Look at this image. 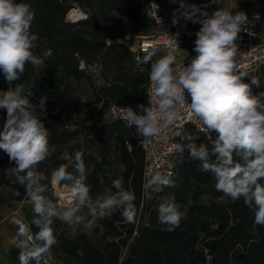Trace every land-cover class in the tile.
<instances>
[{"label": "trees", "instance_id": "trees-1", "mask_svg": "<svg viewBox=\"0 0 264 264\" xmlns=\"http://www.w3.org/2000/svg\"><path fill=\"white\" fill-rule=\"evenodd\" d=\"M72 1L90 13L77 23L66 21ZM28 3L35 11L32 31L37 34L38 56L51 55L39 67L26 65L17 83L33 82L31 102L47 96V111L42 117L50 131L51 155L39 165L50 176L51 170L65 163L59 157L65 149L83 152L90 195L115 191L112 181L122 178L124 186L134 191L137 215L134 223L124 221L121 210L98 219L89 235L81 228L72 236L59 233V222L53 224L57 243L52 247L66 262L77 264H264V226L254 223V210L243 200L232 203L214 188L209 173L197 171L198 162L191 161L185 151L174 156L172 178L175 187L159 193L142 190L144 154L132 139L123 122L106 117L96 120L93 110L103 114L111 103L147 105L148 68L135 61L126 41L152 24L142 12L143 0H17ZM101 65L103 82L94 86L93 100L75 93L73 83L92 81L95 74L82 70L81 61ZM261 87L264 91V68ZM13 85V86H14ZM0 73V91L7 90ZM98 114V113H97ZM6 110L0 109V127ZM197 134L196 141L208 143L207 135ZM215 137V133H211ZM127 142L132 144L129 149ZM184 141L180 139V145ZM7 155L0 151V206H14L27 200L25 188L18 184ZM122 167L120 174L113 168ZM69 171L73 169L69 168ZM63 185V183H61ZM60 185V186H61ZM59 186V187H60ZM66 188V187H62ZM19 193V195H17ZM57 202L51 192L46 193ZM174 197L180 209L187 210L180 226L172 232L157 222V208L165 198ZM143 207H141V205ZM30 227L33 232L35 225ZM137 230V235L133 236ZM19 247L8 250L7 263L19 264Z\"/></svg>", "mask_w": 264, "mask_h": 264}, {"label": "clouds", "instance_id": "clouds-1", "mask_svg": "<svg viewBox=\"0 0 264 264\" xmlns=\"http://www.w3.org/2000/svg\"><path fill=\"white\" fill-rule=\"evenodd\" d=\"M212 3L219 4V0ZM175 12L173 24L183 18L201 25L195 33L196 55L187 65L185 60L177 62L179 33L163 55L153 46L141 61L150 64L147 105L118 107L119 119L126 129L135 127V135L142 138L139 143L145 144L173 126L181 111L198 118L200 131L208 134V143L197 144L199 136L188 131L177 133L184 141L179 148L181 155L186 151L191 161L198 162L197 171L210 174L217 192L232 203L242 199L254 210V223L264 226V91L254 92L261 87L259 78L239 71L236 61L239 33L249 32L248 26L254 25L243 11L233 13L219 7L209 14L185 0H179ZM34 19L35 11L28 3L0 0V73L8 85L7 90L0 91V109L6 110V120L0 127V151L15 165L13 174L25 188L33 212L31 225L37 229L33 232L22 219L14 221L21 238L19 264H41V258L57 243L55 220L91 230L98 219L113 210H121L127 223H134L137 215L135 193L124 186L122 178L112 181L115 191L99 193L95 198L90 195L81 150L70 153L65 149L59 157L65 163L52 169L50 176L39 170L51 155L50 131L42 118L49 99L41 95L37 103L31 102V81L14 85L26 65L39 67L51 55L48 51L38 56L34 51L38 40L31 30ZM259 19L254 14L253 20ZM211 133H215L214 138ZM172 175L157 171L146 178L142 190L159 193L175 187ZM49 183H63L73 202L58 204L46 195ZM157 212V222L168 232L175 231L187 215L172 196L159 204Z\"/></svg>", "mask_w": 264, "mask_h": 264}, {"label": "built area", "instance_id": "built-area-1", "mask_svg": "<svg viewBox=\"0 0 264 264\" xmlns=\"http://www.w3.org/2000/svg\"><path fill=\"white\" fill-rule=\"evenodd\" d=\"M70 5L71 7L66 15L67 22L77 23L89 18L90 13L83 9L78 2L72 1ZM178 7L179 0H143L142 12L152 24L153 30L148 33L137 34L126 41L134 54L135 61L141 63L143 57L153 46L160 49L161 55L166 53L169 46L172 44L173 36H176V33H179V36L176 38L180 47V49L175 50L177 62L179 63L185 60L184 63L187 65L192 57L196 55L193 51L196 39L195 33L199 30L201 25L199 23L194 24L191 21H185L183 18H180L177 24H173V16L176 15L175 10ZM254 14H258L260 19L262 17V14L259 12H251L247 15L254 26H248L250 34L246 31H241L239 33V39L237 40L239 48L236 55V61L238 63L239 71H244L249 75L257 76L261 81L262 69L264 68V30L259 28V21L257 22L253 20ZM143 65L148 69L150 68V64ZM79 67L84 71L95 74L100 70L101 65L98 63L88 65L82 60ZM245 82H248V78L245 79ZM148 89L149 82L146 86L147 101ZM255 91L256 89H254V92ZM125 106L128 105L116 102L111 103L107 110L108 117L122 122V120L119 119L118 107ZM201 126L198 118L190 113L181 111L180 118L173 126L163 129L159 137L149 138L148 142L145 144L139 143V140L142 138H138L135 135V127L129 129L128 131L132 139L144 154L145 165L143 183L146 178L150 177L157 171L172 172L173 174L175 170L174 156L181 146L180 138L177 133L182 134L188 127H192L196 131L201 132ZM201 133L208 135L206 132ZM127 145L129 149L132 148L130 142H127ZM57 185L61 184L51 183V191H56L55 187ZM145 197H149V192H145ZM60 199L61 200L57 198V203L66 205L61 197ZM27 203H29L28 200L20 202L19 207L13 210V214L20 215V209ZM143 205L144 204H142L141 207H143ZM21 219L30 225V220L28 218L21 217ZM136 235L137 230L134 231L132 238ZM41 264L68 263L62 262L59 259L58 254L51 249L41 258Z\"/></svg>", "mask_w": 264, "mask_h": 264}, {"label": "crops", "instance_id": "crops-1", "mask_svg": "<svg viewBox=\"0 0 264 264\" xmlns=\"http://www.w3.org/2000/svg\"><path fill=\"white\" fill-rule=\"evenodd\" d=\"M185 2L189 5H197L202 10L208 11L209 14L218 10L219 7L231 10L233 13L243 11L247 15L251 12H259L262 14L259 20V28L264 30V0H219V4L212 3V0H185ZM60 188L64 192L68 191L67 188ZM28 204L30 203L25 204L20 209V215L13 214V210L19 207V203L11 207L7 205L0 206V259L6 263L8 250L12 246H18L21 239L17 235L18 228L14 221L18 218L21 219V217H26L29 220L33 219L32 208ZM62 231L61 228L59 233H63Z\"/></svg>", "mask_w": 264, "mask_h": 264}, {"label": "rangeland", "instance_id": "rangeland-1", "mask_svg": "<svg viewBox=\"0 0 264 264\" xmlns=\"http://www.w3.org/2000/svg\"><path fill=\"white\" fill-rule=\"evenodd\" d=\"M152 30H153L152 27H148V28H144L142 32L148 33V32H150ZM102 82H103V77H102L101 68H100V70L95 73V76H94V78H92V81L87 82V80L85 79V80H83L80 83L74 82L73 85H74V90H75L76 94L80 95L82 98H84L86 100H93V98H94V86L98 85V84H101ZM100 110H102V109L98 108L96 110H93V112L97 115V116H95L96 120H101V119H105L106 117H108L107 112H105L103 114H99V113H101ZM121 170H122V167H117V168L115 167V168L112 169V172H114L116 175L117 174L119 175ZM52 189H53V187H52ZM51 192L53 193V196H55L56 198L61 200L60 197H58L56 195V191H54V192L51 191ZM65 204L67 205V204H70V203H66L65 202ZM28 205L31 208V205L30 204H28ZM87 211H88L87 208H85L83 210V212L85 214L87 213ZM30 220H32V219H30ZM59 225H60L59 228L60 229L62 228L63 229L62 232L65 233L67 236L74 235L80 228L83 231L87 232L89 235L93 234V229L88 230V229L84 228L83 225H80V226H68V225L64 224L62 221L59 222ZM59 259L62 262H65V263H68V264H77L76 261H74V260L70 261V262H66L61 254H59Z\"/></svg>", "mask_w": 264, "mask_h": 264}, {"label": "bare ground", "instance_id": "bare-ground-1", "mask_svg": "<svg viewBox=\"0 0 264 264\" xmlns=\"http://www.w3.org/2000/svg\"><path fill=\"white\" fill-rule=\"evenodd\" d=\"M80 18V17H79ZM60 185H57L55 187L56 189V192H57V195L60 196L62 198L63 201H65L66 203H72V199H71V195H70V192L69 190L64 192V190H62L60 187H63V186H60Z\"/></svg>", "mask_w": 264, "mask_h": 264}]
</instances>
